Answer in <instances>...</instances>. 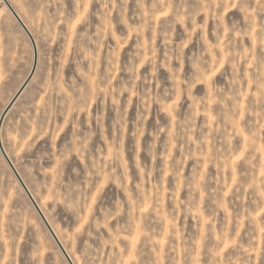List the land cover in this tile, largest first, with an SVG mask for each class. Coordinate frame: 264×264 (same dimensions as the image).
<instances>
[{"label":"rangeland","instance_id":"obj_1","mask_svg":"<svg viewBox=\"0 0 264 264\" xmlns=\"http://www.w3.org/2000/svg\"><path fill=\"white\" fill-rule=\"evenodd\" d=\"M6 1L0 264H264V0Z\"/></svg>","mask_w":264,"mask_h":264},{"label":"water","instance_id":"obj_2","mask_svg":"<svg viewBox=\"0 0 264 264\" xmlns=\"http://www.w3.org/2000/svg\"><path fill=\"white\" fill-rule=\"evenodd\" d=\"M3 1H4L6 4H8V5H7L8 8H9L10 10H12L11 7H10V4H9L6 0H3ZM10 107H11V106L8 107L7 111L9 110ZM42 221L46 224V226L48 227V230H49V232L52 234V236L56 239V241H58L57 238H56V236H55V234H54V232H53L52 229L49 227L47 220H46L44 217H42Z\"/></svg>","mask_w":264,"mask_h":264},{"label":"bare ground","instance_id":"obj_3","mask_svg":"<svg viewBox=\"0 0 264 264\" xmlns=\"http://www.w3.org/2000/svg\"><path fill=\"white\" fill-rule=\"evenodd\" d=\"M10 4V3H9ZM13 7V6H12ZM14 9V8H13ZM17 12V11H16ZM28 30V29H27ZM30 32V31H29ZM27 33V32H26ZM7 155V154H6ZM11 161V160H10ZM14 171V170H13ZM18 173V172H17ZM19 174V173H18ZM20 176V175H19ZM25 184V183H24ZM26 187V186H25ZM43 214V213H42ZM47 220V219H46ZM48 222H49V220H48ZM50 223V222H49ZM50 225H51V223H50ZM52 226V225H51ZM53 228V227H52ZM54 229V228H53ZM55 231V230H54ZM54 234H56V232L54 233ZM57 235V234H56ZM58 236V235H57ZM59 238V237H58ZM60 239V238H59ZM61 243V242H60ZM66 250V249H65ZM72 261V260H71ZM73 264V263H72Z\"/></svg>","mask_w":264,"mask_h":264}]
</instances>
